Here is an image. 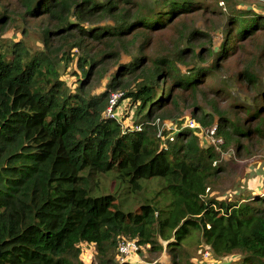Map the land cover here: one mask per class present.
Instances as JSON below:
<instances>
[{"label":"trees","instance_id":"obj_1","mask_svg":"<svg viewBox=\"0 0 264 264\" xmlns=\"http://www.w3.org/2000/svg\"><path fill=\"white\" fill-rule=\"evenodd\" d=\"M229 2L0 0V264H86V244L96 245V264L152 262H118L123 239H135L138 253L167 252L170 264H204L196 243L217 264H264V197L215 193L222 152L264 145V78L255 69L264 67V11ZM199 16L209 28L189 23ZM19 21L42 24L41 48L6 38ZM168 27L173 44L150 52L153 32ZM246 43L252 56L236 76L257 90L237 105L247 118L231 119L215 99L207 113L196 103L202 80ZM69 63L81 73L74 86ZM114 92L118 105L136 108L132 124L107 116ZM192 104L200 128L216 123L221 150L184 127L179 116ZM167 122L179 129L173 141ZM109 174L132 194L161 177L156 196L170 201L135 196L124 208L118 192H98Z\"/></svg>","mask_w":264,"mask_h":264},{"label":"rangeland","instance_id":"obj_2","mask_svg":"<svg viewBox=\"0 0 264 264\" xmlns=\"http://www.w3.org/2000/svg\"><path fill=\"white\" fill-rule=\"evenodd\" d=\"M229 3L234 4L239 9L253 8L257 11H264V0H230ZM221 6L225 7L226 4L223 5V3H221ZM196 21V24L193 21H189V23L197 25V27L201 29H207L211 25V21L207 20L204 16H199ZM25 26H28V33L22 34V29H24ZM41 29V23L36 26L34 21H29L27 24L19 21L16 26L8 28L6 38L8 40H19L22 38L27 41L30 47L41 48ZM175 32L176 31L173 27L154 31L151 37L150 48L148 50L150 52L156 50L163 51L164 47H170L173 44V42H170L172 37H174V39L178 37ZM262 42L264 43V38L262 39ZM249 46L250 44L246 43L245 47L239 49L236 55L229 57L225 62L223 70L217 73L216 76L205 77L202 80L199 87L203 92L196 96V103L202 105L207 113H212L210 100L215 99L225 114L231 119L240 117L241 120L244 121L247 118V112L243 108L239 106L237 107V105L238 103L246 101L247 98L250 99V101L253 100L257 90L248 88L245 82L240 81L237 78L236 74L243 69L244 65L252 56L248 53ZM253 49L255 52L254 46ZM86 67H88V63L86 64ZM180 67L185 68L186 66L180 65ZM61 69L63 70L64 66H62ZM74 69V63H69L67 68L64 69V76L69 78L72 86L78 82L77 79L81 75L80 71L75 74V72H73ZM255 69L259 71L264 78L263 65L257 63ZM227 76L232 77L231 86L229 83L223 81ZM221 88L225 89L224 92L219 91ZM189 99L191 100V98ZM194 104L183 108L181 111L182 113L179 117L182 119L181 121H183L184 125L190 120H194L197 123L196 119L192 116ZM119 110L120 117L122 118L120 119L125 125L132 124L134 120L138 118L136 108H132L129 103H122ZM173 125L176 126V124ZM178 132L179 131H176L174 134ZM252 139L253 141L256 140L254 137ZM244 140H246V138H243V141ZM220 161L224 165L226 171L215 184V193L219 198L239 200L248 195L254 196V194L264 197V145L263 147H259L254 144L248 149V151L242 150L241 152L237 151L235 145H232L230 149L225 150L224 154L220 155ZM161 183V177H154L151 180H143L141 182L143 185L142 191L139 194H132L130 193V188L126 184H120L114 174H109L106 177H103L102 189L98 192H118V196L124 203V208H128L129 204L134 207V205H132V200L135 196L139 199H152L155 197V201L165 204L170 201L169 195L162 196L159 194L156 196L157 191L161 189ZM138 203L141 202L138 201ZM201 248H205V246L196 243L193 247L192 253L195 260L202 261L204 264H210L212 262L217 264L219 262V260L213 259L214 256L211 254L209 255L208 252L204 254V251H202ZM142 250L143 251L133 256L135 257L134 261L142 262L144 261L143 259L148 256L152 261L148 264H170L171 262L170 257L165 251L159 254L147 251L144 247ZM97 254L98 252L95 244H86L80 260L86 264H96ZM224 258L232 260L231 256H225Z\"/></svg>","mask_w":264,"mask_h":264},{"label":"built area","instance_id":"obj_3","mask_svg":"<svg viewBox=\"0 0 264 264\" xmlns=\"http://www.w3.org/2000/svg\"><path fill=\"white\" fill-rule=\"evenodd\" d=\"M122 97V94L120 92H114L111 94L109 99V105L107 107V116L109 118L119 119L120 120V106L118 105L119 99ZM123 103V102H122ZM164 126L169 127L172 129L171 134L169 135V139L171 141L174 140V132L179 131V129H174L173 126L168 122L164 124ZM138 127V126H136ZM184 127H189L191 129H194L198 132V134H201L204 136V141L207 142V144L214 145L215 148L218 150H221V146L224 144V139L220 137L217 134V125H212L211 127H207L205 129L200 128L198 122L196 123L194 120L187 121L184 125ZM200 129V130H197ZM161 135V132L159 133ZM203 143V141H202ZM224 154V152H222ZM138 253V244L135 239H123L118 244L117 249V261L118 262H125V261H134L136 255Z\"/></svg>","mask_w":264,"mask_h":264}]
</instances>
